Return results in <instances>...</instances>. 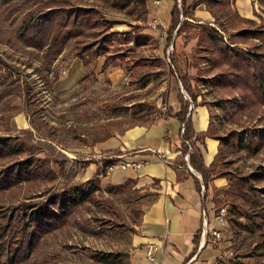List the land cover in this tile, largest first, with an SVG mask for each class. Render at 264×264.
<instances>
[{"label":"rangeland","instance_id":"374dc122","mask_svg":"<svg viewBox=\"0 0 264 264\" xmlns=\"http://www.w3.org/2000/svg\"><path fill=\"white\" fill-rule=\"evenodd\" d=\"M23 1L0 0V135L14 137L32 146L38 156L50 154L63 160L67 176L59 175L56 186L72 179L84 181L82 178L87 176L89 162L119 160L115 149L100 150L99 142L93 143L92 135L100 130V126L109 124L113 132L120 133L132 123H146L148 116L138 120L131 116V101H155L162 107L168 90L169 102L175 106L173 99L182 85L168 73L169 47L164 50L163 31L152 26L156 16L164 23L171 17L174 1L162 0L156 15L152 0H146L149 17L144 19L143 15L129 13L125 8L112 7L106 0H74L85 6H95L105 18L118 22L114 24L112 34L117 32L119 39H113L105 51L100 52L92 66L94 75L88 81L83 80L84 66L75 57L73 42H69L62 57L48 67L42 63L40 51L19 39L15 28L25 10ZM137 27L144 28L141 34L149 33L150 37L144 39L133 33ZM122 31H131L129 39L125 40L124 35H120ZM194 44L195 40H192L185 50L189 52ZM114 53L116 56L120 54L116 60L123 66V73L117 77L111 75L113 68L109 66H105L104 72L100 71L105 58ZM184 55L185 51L178 52L182 73L188 72L194 78L192 86L200 93L198 100L205 101L211 110L213 130L225 138L231 137L233 142L232 151L225 150L222 154L225 165L218 166L219 172L251 175L252 184L263 192L264 182H258L256 176L264 167V141L255 139L253 153L247 147L246 132L264 128V108L246 112L236 110L234 99L226 90L213 81L204 84L198 81L200 70L204 71L206 81L212 76L208 67L201 62L198 68L186 69ZM141 57L148 60L136 65ZM144 83L146 85L143 86ZM181 90L183 96L190 99L186 91ZM129 93L134 96L127 99ZM225 98L230 102L226 104ZM235 133L239 134V139L235 138ZM43 188V185L40 188L28 185L14 188L5 193L6 202L16 204ZM106 189L105 186L96 192L97 198L112 195ZM137 190L136 187L126 189L132 195ZM214 195L211 193L209 196ZM117 198L118 195H114L119 203ZM219 198L221 202L214 204L216 209L231 207L224 196L219 195ZM259 199L264 203L261 195ZM119 206L121 216L115 220L132 224L136 211H132L127 203H119ZM97 207L93 202L81 206L69 224L45 235L39 248L30 251L29 259L22 264H130L131 232L128 229L118 232L111 228L113 217L109 221ZM254 212L263 221L261 227L255 222L258 218L238 217L230 222L226 216L227 224L219 239L221 247L220 242L217 243L221 252L217 264L264 262V235L260 233L264 234V205L263 209L258 208ZM102 252H112L115 261L102 263L91 257Z\"/></svg>","mask_w":264,"mask_h":264},{"label":"trees","instance_id":"16d2710c","mask_svg":"<svg viewBox=\"0 0 264 264\" xmlns=\"http://www.w3.org/2000/svg\"><path fill=\"white\" fill-rule=\"evenodd\" d=\"M106 1L112 7L125 8L129 13L143 15L144 19L149 17L146 0ZM22 3L25 10L22 11L23 14L15 28L19 39L40 51V59L48 67L62 57L67 44L73 42L75 57H78L84 66L83 80L88 81L93 77L92 66L95 65L100 52L105 51L113 39H119L117 32V35L112 34L114 24L118 22L105 18L95 6H85L74 0H24ZM200 4L205 5L213 21L198 22L195 19L193 11ZM259 19L258 21L243 19L234 6V0H190V2L181 0V8L176 3L171 10V21L165 31L163 44L164 50L170 44L173 46L167 55V59L170 60L168 73L181 83L190 99H186L183 93L179 92V109L175 113L172 105L169 104L167 91L162 107L157 106L155 101L139 100L131 101L130 106L131 116L136 120L148 116L146 122L152 123L158 116H173L184 125L179 157L184 158L188 150L183 140H191L193 151L190 153V163L201 174L205 192L214 190V203L221 202L219 195L230 202L231 207L226 209V216L230 218V222L238 217L258 218L254 211L258 208L263 209L264 203L260 201L259 196L264 199V191L260 192V188L252 184L251 175L243 176L231 171L219 172L218 166L225 165L222 154L225 150L232 151V139L220 136L213 130L211 110L207 130L195 133L190 105L196 107L206 103L198 100L200 93L192 86L194 78L188 72L182 73L178 52L185 51L183 62L186 69L198 68L203 62L212 76L206 81L204 71L200 70L198 81L202 84L213 81L219 88L226 90V93L233 97V106L236 110L246 112L264 108V19L263 17ZM143 30L144 28L137 27L133 33L148 39L149 33L141 34ZM119 33L127 40L131 31ZM192 40H195V44L187 52L185 49ZM119 56L120 54L117 56L115 53L109 54L100 71L104 72L105 66L123 68L122 63L116 60ZM142 60L148 59L141 57L136 61V65H141ZM133 96L130 94L127 99ZM224 101L226 104L230 102L229 98H225ZM135 124L137 123H132L130 126ZM113 131L109 124L100 126V130L92 135L93 143L108 139L115 134ZM254 131L248 129L246 132V144L253 153L255 139L264 141V128H255ZM205 137L215 138L219 142L218 151L208 166L204 165L201 159L202 153L195 145V141L205 144ZM192 138L195 141H192ZM235 138L239 139V134L235 133ZM37 154L32 146L19 142L14 137L0 135V264L25 263L29 259L30 251L39 248L45 235L69 224L75 211L87 203L96 204L102 214L108 216L109 221L113 217L111 228L118 232L127 229L131 233L136 231L134 225H138L143 213L144 202L141 199L152 193L149 191L141 193V189L138 188L133 195L127 192L126 189L136 185V180L133 179H128L120 185H103L101 178L105 177L108 167L114 165L117 160L97 162L95 172L87 180L77 182L72 181L73 179L67 180L58 187L55 182L59 175L67 176L64 161L50 154L45 156ZM53 165L57 166L58 170ZM261 169L263 171L256 176V179L263 183L264 167L262 166ZM213 176L225 177L228 186L221 189L214 188L211 185ZM195 180L200 189L198 180L196 178ZM23 185L39 188L43 185L44 188L36 194L25 197L26 200L16 204L7 203L5 193ZM105 186L113 196L97 198L96 192ZM114 195H118L119 203H127L132 211H136V215L132 216V224L115 220L116 217L121 216V208ZM221 207L217 208L216 213ZM255 222L259 227L262 226L263 221L260 218ZM260 233L264 235L263 232ZM214 245L219 248L217 244ZM91 257L102 263L115 261L112 252L93 254Z\"/></svg>","mask_w":264,"mask_h":264},{"label":"crops","instance_id":"0c3cea01","mask_svg":"<svg viewBox=\"0 0 264 264\" xmlns=\"http://www.w3.org/2000/svg\"><path fill=\"white\" fill-rule=\"evenodd\" d=\"M173 1L174 7L178 1ZM234 6L243 19H264V0H234ZM178 7L181 8V0ZM193 14L198 22L213 21L204 4L198 5ZM170 21L171 17L165 23L162 22L160 30L164 34ZM111 73L117 77L123 73L122 67L113 68ZM181 89L174 96L175 106L169 102L174 113L179 109L178 94L183 92ZM167 92L170 98V91ZM210 118L207 105L192 107L191 121L195 133L206 131ZM181 127L173 116H158L152 123L128 126L120 133L99 142L100 150L115 149V156L119 158L108 167L105 177L101 178L103 185H120L133 179L141 193H152L142 197L143 213L138 225H134L136 231L130 233V264H217L221 257L219 248L214 245L220 241L212 242L211 233L214 230L222 232L227 222L224 224L216 219L214 196H209L211 193L214 195V190L205 192L201 174L191 163L190 168L187 162L184 163V158L179 157ZM204 142L201 144L195 141V145L202 153L204 165L208 166L218 151L219 142L212 137H205ZM124 164L128 165L123 167ZM96 168L97 162H89L86 167L87 176L82 180L91 177ZM227 184L225 177H212L211 185L216 189L225 188ZM202 209L207 212L205 224L201 217ZM149 245L153 246V259L147 255Z\"/></svg>","mask_w":264,"mask_h":264},{"label":"built area","instance_id":"2783aa9c","mask_svg":"<svg viewBox=\"0 0 264 264\" xmlns=\"http://www.w3.org/2000/svg\"><path fill=\"white\" fill-rule=\"evenodd\" d=\"M161 1L162 0H152V6L153 8H155L156 10V15H158V8L161 4ZM178 3H180V0H178ZM152 26L155 27V28H162L163 27V24H162V21L159 19V16H156L154 19H153V22H152ZM173 49V46L170 44L169 48H168V51H167V55H169V53L171 52V50ZM169 60V59H168ZM193 105L191 104L190 105V109H192ZM184 132V125H182L181 127V133L183 134ZM183 142L185 143V145L188 147V150L186 152V154L184 155V160L185 162H187L188 166L191 168V165H190V153L193 151V146H191V140L189 139H184ZM134 164V163H133ZM125 165H128V164H124L122 165L123 167ZM135 165V164H134ZM206 210L205 209H202L201 211V217H202V221L204 222V224L206 223L207 221V214H206ZM226 209L225 207H221L219 209V212L216 214V219L221 222V223H224L226 222ZM206 232V229L204 230V234ZM212 242H215L217 240L220 239L221 237V231L220 230H214L212 233ZM152 250H153V246L152 245H149L148 246V250H147V255H148V258L150 259H153V256H152Z\"/></svg>","mask_w":264,"mask_h":264}]
</instances>
